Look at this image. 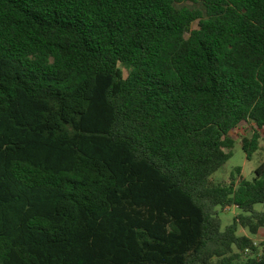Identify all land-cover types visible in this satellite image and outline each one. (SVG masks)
<instances>
[{
	"label": "trees",
	"instance_id": "16d2710c",
	"mask_svg": "<svg viewBox=\"0 0 264 264\" xmlns=\"http://www.w3.org/2000/svg\"><path fill=\"white\" fill-rule=\"evenodd\" d=\"M242 125L264 0H0V264H264V162L212 179Z\"/></svg>",
	"mask_w": 264,
	"mask_h": 264
},
{
	"label": "rangeland",
	"instance_id": "374dc122",
	"mask_svg": "<svg viewBox=\"0 0 264 264\" xmlns=\"http://www.w3.org/2000/svg\"><path fill=\"white\" fill-rule=\"evenodd\" d=\"M196 26V24H194ZM253 134V128L250 125H242L233 131L235 139V146L233 148L232 157L212 175L213 182H229L231 173L235 171L236 167H241L240 175L236 174V179L242 176L244 179L251 180L254 177V170L261 163L264 162V129L259 130V148L253 154L252 159L248 160L245 153L240 147V142L244 137L249 138ZM257 210H264L263 204H256ZM219 215L222 221V228L233 221V217L239 213V209L232 206L225 209H220ZM239 234H244L253 238L257 244L259 251L264 254V229H260L257 235H251L246 229L240 228Z\"/></svg>",
	"mask_w": 264,
	"mask_h": 264
}]
</instances>
